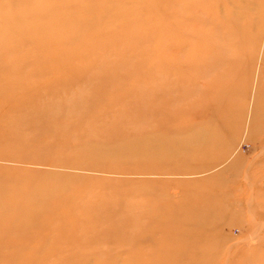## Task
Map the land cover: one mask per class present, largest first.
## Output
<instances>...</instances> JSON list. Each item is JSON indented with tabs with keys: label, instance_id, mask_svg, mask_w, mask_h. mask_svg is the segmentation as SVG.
Returning a JSON list of instances; mask_svg holds the SVG:
<instances>
[{
	"label": "rangeland",
	"instance_id": "obj_1",
	"mask_svg": "<svg viewBox=\"0 0 264 264\" xmlns=\"http://www.w3.org/2000/svg\"><path fill=\"white\" fill-rule=\"evenodd\" d=\"M0 264H264V0H0Z\"/></svg>",
	"mask_w": 264,
	"mask_h": 264
},
{
	"label": "bare ground",
	"instance_id": "obj_2",
	"mask_svg": "<svg viewBox=\"0 0 264 264\" xmlns=\"http://www.w3.org/2000/svg\"><path fill=\"white\" fill-rule=\"evenodd\" d=\"M174 5V4H173ZM192 7V6H191ZM190 8H188L187 9V11H188V13H187V15H186V17H184V20L183 21H180V22H175V25H176V29L180 32L179 33V35L181 36L180 37V39L178 40V45L181 43V45L183 44V43H187L188 41H191V36H190V34L188 33V32H185V30L183 29L184 27V24H187V26H189L188 27V29L187 30H190V28H192L191 27V25H192V23H194L195 22V18H194V16L193 15H191V10H189ZM183 10V7H181V8H178V9H176V13H177V17L179 18V19H181L180 17H182L181 16V14H182V11ZM193 10V9H192ZM198 11V10H197ZM194 14V13H193ZM195 14H197V12L195 13ZM194 14V15H195ZM201 14V13H200ZM180 16V17H179ZM183 18V17H182ZM210 20V18H207V20L206 21H209ZM201 23V22H200ZM209 23V22H208ZM202 24V23H201ZM208 25V24H207ZM187 26H186V28H187ZM220 26V25H219ZM219 29V28H218ZM217 31H219V30H217ZM204 32H205V30H204ZM193 35V34H192ZM222 35V33L220 34V36ZM219 36V35H218ZM223 36V35H222ZM222 40V39H221ZM220 40V41H221ZM219 42V41H218ZM191 43V42H190ZM219 43H221V42H219ZM15 112H13V114H14ZM16 115H28V116H30V114H28V113H20V114H16ZM47 116V115H46ZM31 117V116H30ZM36 118H38V119H40L41 120V118H40V115H38V116H36ZM44 118V117H43ZM42 118V120H44ZM17 119V118H16ZM21 119V118H20ZM23 119V118H22ZM33 119H34V117H33ZM45 120L47 121V119H46V117H45ZM49 120V119H48ZM19 121V120H18ZM39 121V120H38ZM35 124H36V122H33L32 123V125H29L28 124V126L30 127V129H32V128H35ZM16 126V120H15V122L14 123H11V124H8V125H6V127L8 128H12L13 126ZM17 125H19V123L17 124ZM21 125V124H20ZM37 128H39V127H37ZM36 128V129H37ZM172 129H174V130H176V129H178V126L176 127H174V128H172ZM111 134V136H108V137H117V136H120V134H123V137L124 136H126L125 134L126 133H124V131H122V130H119V131H113L112 133H109V135ZM8 136L6 137V140L8 141V140H17V135H16V133H9V134H7ZM86 137H87V135H86ZM105 138V140H107L108 142H110L111 141V139H114V138H107V137H104ZM121 138V137H120ZM119 138V139H120ZM88 139V138H87ZM129 139V138H128ZM127 139V140H128ZM90 140V139H89ZM130 140V139H129ZM214 140V139H213ZM106 141V142H107ZM87 142H89L88 140H87ZM129 142V141H128ZM147 141H145L144 140V142L141 140L140 142H139V145H137V147L136 146H129V148H125L124 150H122V148L121 149H119V150H116V151H118V153L117 152H113V155H111L112 157H116V158H123V157H141V158H144V159H146V160H148V161H151V162H153V161H156V160H168V159H173L174 158V156H172V155H166V150L162 147V146H159V147H154V148H149L148 146H146V143ZM29 143H31V141H29ZM146 143V144H145ZM133 143L130 141V143L128 144V145H132ZM95 147L97 148V146L95 145ZM210 147L211 146H206V145H204L203 146V149L205 150L206 148H207V150H209L210 149ZM201 149V148H200ZM206 151V150H205ZM164 156H167V157H164ZM159 157H161V158H159ZM191 158H193V157H191ZM143 160V159H142Z\"/></svg>",
	"mask_w": 264,
	"mask_h": 264
}]
</instances>
